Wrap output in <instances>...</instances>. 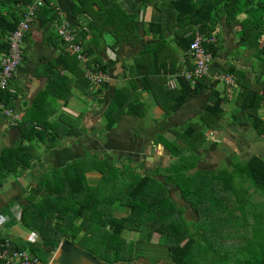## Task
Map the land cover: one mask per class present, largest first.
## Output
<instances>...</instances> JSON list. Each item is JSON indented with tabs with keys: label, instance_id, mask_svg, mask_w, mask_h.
<instances>
[{
	"label": "trees",
	"instance_id": "trees-1",
	"mask_svg": "<svg viewBox=\"0 0 264 264\" xmlns=\"http://www.w3.org/2000/svg\"><path fill=\"white\" fill-rule=\"evenodd\" d=\"M121 1L44 0V5L36 11L24 45L34 25L47 33L46 42L53 43L54 47L65 43L57 31L64 23L61 13L65 12L70 29L76 31V41L90 61L82 63L62 46L54 62L49 64L46 88L33 98L22 121L17 114L22 93L14 79L9 90L0 94L4 106L18 116L15 127L21 135L20 143L5 148L0 154V188L10 178L21 177L36 167L34 162L42 157L38 142L52 138L51 134L55 135L54 142L70 135L71 131L61 129L63 114L57 122L49 123L47 99L60 97L74 81V85L86 87L88 92L93 83L86 78L87 69L110 74L116 62L104 64L98 58L103 45L109 44L107 38L113 50L135 47L141 41L139 17L137 13H128ZM153 1L142 0V3L147 5ZM33 3L34 0H0V70L1 59L10 53V36ZM156 8L161 13L160 21L148 26L149 35L156 41L139 52L132 67L136 70L143 63L145 70H133L138 79L132 80L130 87L115 90L104 114L105 130L115 129L124 116L144 119L147 112L140 97L143 93L169 118L202 92L210 91L209 101L196 122L171 129L173 139L163 134L154 136L153 144L160 146L174 161L165 168L158 167L156 172L140 175L133 173L132 159L127 164L116 165V160L107 155L102 158L88 155L90 163L82 159L51 170L38 182L37 191L45 196L42 200L30 196L21 217V223L31 232H37L41 241L20 244L19 238L7 236L0 242L10 239L13 249L29 250L41 262L49 255L47 264L65 240L78 242V246L83 244L81 248L106 264H134L136 242L127 241L125 233H137L141 243H150L158 234L159 245L167 249L171 264H202L208 253L212 254V264H264V157L252 155L243 160L234 155L235 162L219 171L199 167L203 161L199 152L210 143L208 131L217 133L228 126L250 128L257 142L264 140V0H164ZM222 24L239 39L251 68H238L236 59L231 57L217 73H211L212 63L209 75L187 79L184 69H194L188 52L195 33H201L206 39L204 48L214 62L225 50ZM61 71L76 79L62 76ZM170 76L175 77L174 83L169 82ZM222 76L232 77L234 85L215 81V77ZM231 87L237 95L234 108L226 112ZM89 95L96 97L95 93ZM92 171L101 175L96 186H91L87 177ZM173 189L197 214L195 223H189L185 208L173 199ZM252 190L259 199H252ZM119 192L122 198H118ZM118 211L124 215H116ZM219 227L238 228L225 233L231 238L236 236L238 242L236 248L229 249L231 260L227 259V253L222 254L224 249L218 253L214 243L209 242L213 237L224 240L216 238L223 235ZM198 239L208 242L207 250L201 249L199 253ZM152 264L159 262L152 260Z\"/></svg>",
	"mask_w": 264,
	"mask_h": 264
},
{
	"label": "crops",
	"instance_id": "crops-1",
	"mask_svg": "<svg viewBox=\"0 0 264 264\" xmlns=\"http://www.w3.org/2000/svg\"><path fill=\"white\" fill-rule=\"evenodd\" d=\"M162 1L164 0H154L147 5H144L142 3V0L121 1V4L128 13H137L139 17L138 21L140 23H138V27L141 36V43L140 45H136V47L126 46L113 50L112 48H110L112 42H110V39L107 38V42L109 44L103 45L102 51L99 54L98 58L99 61L104 64L112 61L116 62V65L110 70V80L105 84L104 87H93L92 89H88L89 91H95V98L89 94L87 95L88 92L86 90V87L82 89V87H77L76 84L74 85V80L76 79L75 76L72 77L70 73L61 71L62 76L72 77L71 79L74 82L71 83L72 85H70V87L73 91L81 89L80 91L78 90L79 92L77 91L74 93V97L72 96L73 92H67L69 94L66 95L69 97V99L63 104L62 107V114H65L67 118L64 120V125H62L61 129H63L64 131H71L70 135L65 137L64 140L54 142L53 138H55V135L53 136V134H51L52 138H48L43 143L38 142V152L42 154V157L38 162H34L37 163L36 167L33 170H29V172L26 171V173H24L21 177L10 178L6 182V184L1 186L0 219L3 218L5 219V221L0 222V239L7 237L5 235V229L7 227L6 224L11 222V219L9 217V214L11 213L10 209H14L16 211L18 210L15 207H6V203L19 202L20 200H23L24 203L27 202L28 205V198L30 196H36L32 192H34V189L35 191H37L38 182L49 171L65 167L68 163H71L73 161H81L82 159H86L87 162L90 163L88 160H90L91 157L98 155L100 158H102L104 156L101 151H98V146L103 145V141L105 140L106 136L105 131L103 130L105 124L107 123V121L105 122L106 119L104 120L105 111L109 108L110 99L113 97L117 88H122L125 86L130 87V83L132 82V80L134 82L138 79L136 74L135 76L133 75L132 71L134 69L132 67L134 66V63H136L135 58L139 54V52H141L146 45L152 44L156 41L154 38H152L151 35H149L148 26L150 23H158L160 21L161 13L156 8V5H158ZM61 15L64 16V21H70L67 18L68 16L65 12L61 13ZM225 25L222 24L221 29L224 36V44L226 43L228 37L233 36L231 29L227 25ZM46 34L47 33L38 25H34L32 27V31L30 32V37L26 39L24 45L26 59L24 60L14 78V81L18 86V91L20 88V92L22 93L21 95H19L22 101L18 105L17 109V114L21 118L19 121H22V117L25 115L27 109H30L29 105L32 103L33 98L36 95L40 94L46 88V85L49 82V64H52L54 62V58L57 57V54L60 52V49H62V46L66 48V51L70 55H73L69 50L70 45L68 43L65 42L66 44L63 43L59 44L57 47H54L53 43H50L48 40L46 42ZM236 40H238L240 46L239 39L236 38ZM226 57H228V59L229 57L235 58L230 54V52H227L225 48V50L218 56V58L214 60L211 69L212 74L217 73L220 67L227 61ZM144 70L145 66H143V63H140L137 65L136 70L134 71L141 72ZM175 81V77L173 78L172 76H170L169 82L174 83ZM138 86V88L141 87L139 84ZM140 90L143 91V88L141 87ZM62 92L64 93V91ZM140 97L141 101L145 104L146 107V117L140 120L135 117L124 116L120 123L111 132L115 136L121 135L116 132L118 130L123 132V123L125 122V120L132 118V120L134 121L143 123V127L140 126V128L144 130V133L147 130L148 133L152 135L151 140L153 143V138L156 134H163L168 139H172L173 134L170 133V130L173 128H179L186 124L189 119L185 120L184 124H181L178 123L179 118L186 115V112L189 109H193V107L196 105L200 107L196 109L197 114H195L194 116L198 119L202 108L209 101L210 91L202 92L198 97L190 100L186 107L180 109L176 114L169 118L165 117L164 111L159 106H157L154 102L152 103L153 100L147 93L141 94ZM56 99L57 102L63 101V94L60 97H56ZM47 111L50 113L49 123L57 122L59 116L62 115L60 110L55 108V106L49 108ZM136 132L137 131H135L134 136L136 138H142L141 133ZM211 132L213 133V136L215 135V137L219 136L220 134H217L213 131ZM112 134L110 135V137L112 136ZM225 135L227 136V134ZM123 136L130 137V131L126 132V135L123 134ZM108 137L109 136H106V138ZM110 139L111 138H109L108 141H111ZM20 142L21 135L19 130L15 127V125H12V122L11 120H9V118H6L0 113V146L2 144L8 145L0 150V154L5 148L15 147ZM135 142H133L134 145ZM213 142L214 141H210V143H212V145L214 146L219 143ZM88 147L94 148V153L89 152ZM143 148V144L139 142L138 149H132V154H137L138 158L140 157L139 162L141 165L136 166L137 169L135 170L134 165L136 163V159L132 158L133 164L131 165V168L133 173L135 174L138 173L140 175H145L146 173H153L156 172L158 167L165 168L174 161L173 158H170L163 152V150H161L160 146L152 145L150 148V153H146ZM160 152L162 153L160 154ZM88 155H90L91 157H88ZM202 166V164L199 165L200 168ZM142 167L145 169V172H143V169H140ZM90 176H96L97 181H100V173L96 171L87 173L88 180L91 178ZM22 179L24 181H22ZM28 180H31V182L28 183ZM98 182L95 185L91 186H96ZM10 191H12L13 193H6ZM23 191L26 192V194L25 196L23 195V197H21V192ZM12 195L17 196L11 197ZM7 218L9 219V221L7 220Z\"/></svg>",
	"mask_w": 264,
	"mask_h": 264
},
{
	"label": "rangeland",
	"instance_id": "rangeland-1",
	"mask_svg": "<svg viewBox=\"0 0 264 264\" xmlns=\"http://www.w3.org/2000/svg\"><path fill=\"white\" fill-rule=\"evenodd\" d=\"M138 23H140L138 21ZM141 43V41H139L138 44L139 45ZM136 47V46H135ZM225 48L227 50V52H230V54L232 56L235 57L236 59V65L238 68L245 70L251 68V63H250V59L249 57H245L243 55L242 52L245 51L244 47L241 48L239 46L238 40H236V38L234 36H230L228 37V39L226 40L225 43ZM226 55V54H225ZM229 59H231V57H229ZM228 57H226V60H229ZM226 61V62H227ZM231 61V60H230ZM214 63V62H213ZM151 67V66H149ZM71 75V74H70ZM109 76V75H108ZM72 78V77H70ZM93 87H96L94 85H92ZM221 86V85H220ZM218 88H220L218 86ZM92 89V88H91ZM221 89V88H220ZM80 91L81 89H77L75 91H73L71 88H66L64 89V93H63V97L64 100L57 102L56 97L54 98H48L47 101L49 103V108L54 107L57 108L58 110H60L61 114H62V107L63 104L69 99V97L66 94H69L67 92L71 91L73 92V97H74V93L77 91ZM78 91V92H79ZM83 92V91H82ZM89 94H93L95 93V91H88ZM236 90L232 89L229 90V98H228V103L226 105V112H230L233 108H234V101L236 99ZM154 102V100L152 101V103ZM197 106V105H196ZM194 106L193 109H189L186 112V115H184L183 117L179 118L178 123L184 124L185 120H188V122H196L198 119L195 116V114H197V108H200L199 106ZM60 118V116H59ZM63 120H65L67 118V116L65 114H63L62 116ZM106 119V116H104V120ZM106 122V120H105ZM187 122V121H186ZM180 124V125H181ZM143 123L141 122H137L132 120V118L125 120V122L123 123L122 126V130L121 131H117L116 133L121 134L118 136H115L112 134L111 131L107 132L105 130V126L103 128V130L105 131V135L109 136L108 138H106L105 136V140L103 141V145L102 146H98V151H101L103 153V155H107L109 159H115L116 160V165H123L124 163L127 164V160L129 158H135V167L134 169L136 170L137 167L136 166H141L140 165V157L138 158V155L136 154H132V149L136 148L138 149V143L141 142L144 146V150L146 153H150V148L151 146L154 144L152 143V135H150V133H148V131L146 130V132L144 133V130L142 128H140V126H142ZM229 125V124H226ZM143 127V126H142ZM130 131L131 136L129 137H125L123 136V134L126 135V132ZM135 131H137L136 133H141L142 138H136L134 136ZM211 131H208L206 133L207 137L210 138V141H214L215 142H219L217 143L216 146L212 145V143L207 144V148L202 149L199 153L200 155H202L201 157L203 158V162L200 163L203 166L201 168H205L208 170H217L219 171L227 169V166H231L235 160L233 159L234 155H236L237 157H235L236 159L240 158V159H247L249 157H251L252 155H261L264 157V140H261L259 142H257L256 137L254 136V134L251 132L250 128H236V127H232V126H228L227 129H225L223 132H217L220 133L219 136L215 135L211 136L210 135ZM108 134V135H107ZM112 134V136L110 137V135ZM227 134V136L225 135ZM145 136V137H144ZM109 138H111V141H108ZM167 138V137H166ZM174 138V137H173ZM172 138V139H173ZM136 141V142H135ZM135 142V145L134 143ZM132 143V144H130ZM8 146L7 144H2L0 146V150H2L4 147ZM89 152L94 153V148L88 147ZM162 152H160L161 154ZM150 165V164H149ZM140 169H143V172H145V169L142 167ZM29 172V171H28ZM29 174V173H27ZM91 177V176H90ZM26 180V179H25ZM22 181H24L22 179ZM30 183L31 180H28ZM97 178L96 176H92L89 179V183L90 185H95L97 183ZM24 188H25V184H24ZM19 191V190H18ZM17 191V192H18ZM6 193H13L12 191L10 192H6ZM34 195H36L39 199H43V197L45 196V193H38L37 191H35L34 189ZM26 192H21V197H23V195L25 196ZM44 194V196H43ZM252 194V199L256 200L259 199V196L256 194V192L254 190H252L251 192ZM17 195H12L11 197H15ZM122 192L118 193V198H122ZM172 197L173 199H175V201L181 206L184 207L186 212H185V217L186 219L189 221V223L193 222L195 223L198 219H197V214L192 210L190 204L188 202H186L185 200H183L179 194H177V191L175 189L172 190ZM255 198V199H254ZM31 200H33L31 198ZM20 205H19V204ZM27 207V202L24 203V201L20 200L19 202H8L6 203V207L8 208H13L15 207L16 209H18L17 211L14 209H10V214L9 217L11 219L10 223L6 224V229H5V235L10 237V238H20V239H27L29 238L33 232H31V230L29 228H26L22 223H21V217H22V212L23 210ZM116 215L118 216H123L124 213H122L121 211L116 212ZM7 220L9 221V219L7 218ZM5 221V219L1 218L0 222ZM222 228V234L223 235H216V238H224V240H214L215 238H210L209 242L210 243H214V247L215 249H217V252L219 253V251L221 249H224L222 254H228L229 249H234L236 248L238 242L235 240L234 238H231L230 235H225V233L227 234V232H231V231H236V229L238 228H223V227H219ZM191 230H194V227L191 226ZM199 230V229H197ZM207 230L204 229V232H206ZM218 231H221V229H218ZM36 234L38 235V238L41 241V238L39 237V234L36 232ZM2 235V234H1ZM126 235V239L127 241H135L136 244V250H135V257H137V260L134 264H152V260L153 261H157L159 262V264H171L170 262V256L168 254V251L165 247H162L159 245V240H160V236L158 234H155L150 243H141L140 242V238L139 235L137 233H132V232H128L125 233ZM18 239V240H20ZM234 239V240H233ZM212 240V241H211ZM20 244H22L23 242L20 241ZM78 243V242H77ZM77 243L75 244L76 246ZM198 243L196 249L199 251V253L201 252V249H206L205 246L208 244V242H204L203 239H198ZM209 243V244H210ZM202 244V245H201ZM81 245V246H80ZM78 247H82L83 244H80ZM221 245V247H220ZM84 247V246H83ZM128 247H132L129 246ZM83 249V248H81ZM135 249V248H134ZM28 252H30L28 250ZM228 260H231V256L228 254ZM233 256V255H232ZM45 257V255H44ZM45 260L50 259L49 255L46 256L45 258H43ZM211 259H212V254L208 253L205 255V257L202 259L203 261L201 262L202 264H212L211 263ZM42 261V264H47L46 261Z\"/></svg>",
	"mask_w": 264,
	"mask_h": 264
},
{
	"label": "built area",
	"instance_id": "built-area-1",
	"mask_svg": "<svg viewBox=\"0 0 264 264\" xmlns=\"http://www.w3.org/2000/svg\"><path fill=\"white\" fill-rule=\"evenodd\" d=\"M44 5V0H34L33 5L29 8V12L25 15L24 19L18 25L16 32L10 36V53L1 59V70H0V94L9 90L12 80L15 78L18 68L23 62V45L26 34L30 31L32 21L36 17V11ZM59 36L63 37L65 42L68 43L69 50L73 55L77 57L82 63L87 64L89 57L84 52L82 46L76 42L75 30L70 29L69 22L64 23L57 28ZM208 41V40H207ZM206 39L204 36L196 32L194 40L189 49V56L193 70L184 69L183 75L187 79H198L203 76L210 74V68L213 63L212 55L207 52L204 48ZM86 78H88L94 86L100 87L103 84L109 82L110 78L108 75L103 73L94 72L91 69H87ZM216 82L227 85H234L232 77H215ZM0 113L6 118L11 119L12 125L17 124L18 116L14 113L13 109L6 108L0 100ZM212 136L213 133L211 132ZM20 239V238H19ZM22 242L37 244L40 239L38 235L32 233L27 239H20ZM0 264H42V262L35 256H33L27 250H15L10 239L5 242H0Z\"/></svg>",
	"mask_w": 264,
	"mask_h": 264
},
{
	"label": "water",
	"instance_id": "water-1",
	"mask_svg": "<svg viewBox=\"0 0 264 264\" xmlns=\"http://www.w3.org/2000/svg\"><path fill=\"white\" fill-rule=\"evenodd\" d=\"M49 264H106L75 244L63 241ZM123 264V263H120Z\"/></svg>",
	"mask_w": 264,
	"mask_h": 264
},
{
	"label": "clouds",
	"instance_id": "clouds-1",
	"mask_svg": "<svg viewBox=\"0 0 264 264\" xmlns=\"http://www.w3.org/2000/svg\"><path fill=\"white\" fill-rule=\"evenodd\" d=\"M77 42V41H76ZM78 43V42H77ZM80 44V43H79ZM81 45V44H80ZM82 46V45H81ZM83 48V47H82ZM84 50V49H83ZM85 52V51H84ZM88 56V55H87ZM89 57V56H88ZM90 61V57H89V60H88V62ZM87 62V63H88ZM18 71V70H17ZM17 74V73H16ZM16 76V75H15Z\"/></svg>",
	"mask_w": 264,
	"mask_h": 264
}]
</instances>
